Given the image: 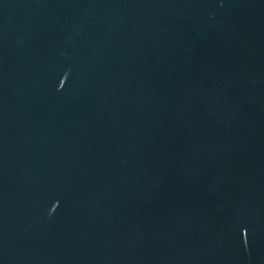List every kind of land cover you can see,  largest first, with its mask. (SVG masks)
<instances>
[{
	"label": "water",
	"instance_id": "water-1",
	"mask_svg": "<svg viewBox=\"0 0 264 264\" xmlns=\"http://www.w3.org/2000/svg\"><path fill=\"white\" fill-rule=\"evenodd\" d=\"M0 264H264V0H0Z\"/></svg>",
	"mask_w": 264,
	"mask_h": 264
}]
</instances>
